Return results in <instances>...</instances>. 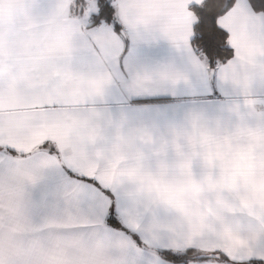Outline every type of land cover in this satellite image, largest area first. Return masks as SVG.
Returning <instances> with one entry per match:
<instances>
[{
	"label": "crops",
	"instance_id": "0c3cea01",
	"mask_svg": "<svg viewBox=\"0 0 264 264\" xmlns=\"http://www.w3.org/2000/svg\"><path fill=\"white\" fill-rule=\"evenodd\" d=\"M202 1L112 4L116 19L127 24V7L151 3L155 6L137 18V28L151 33L172 26L192 35L197 20L192 6ZM97 10L96 0H0V113L9 117L0 124V142L13 143L22 153L44 140L54 143L60 158L53 154L50 170L67 162L111 186L118 192L120 214L149 238L141 247L163 264L172 260L158 250H218L229 258L221 264L264 261V13L249 0H236L218 18L239 61L238 70L228 75L224 103L194 110L191 101L207 98L184 94L192 91L184 83L190 73L178 72L180 83L169 85L168 95L141 101L163 105L177 92L184 106L164 114L156 108L126 111L119 95H104L70 60L73 52L84 55L81 38L89 26L96 27L87 20ZM242 19L244 39L238 27ZM90 85L100 97L96 103ZM40 98L48 100L46 108L56 109L53 116L35 123L11 119L34 111ZM4 167L0 161V251L15 248L29 264H122L130 241L101 235L100 226L87 219L13 231L15 218L26 216L22 181L30 172L18 169L5 177Z\"/></svg>",
	"mask_w": 264,
	"mask_h": 264
},
{
	"label": "snow or ice",
	"instance_id": "6c2138e0",
	"mask_svg": "<svg viewBox=\"0 0 264 264\" xmlns=\"http://www.w3.org/2000/svg\"><path fill=\"white\" fill-rule=\"evenodd\" d=\"M232 4L233 0H225V9L221 11H225ZM252 4L264 9V0H252ZM154 6L151 3H143L127 7V24L111 18V7L108 8L106 16L102 12L93 13L92 24L96 27L89 26V30L81 38L84 55L81 57L73 52L70 60L81 65V70L100 85L104 95L109 92L119 95L126 111L156 108L166 114L168 111L182 108L185 102L176 99L178 93L175 91L170 93L173 100L163 105L142 104L141 101L168 95V86L175 87L180 83L176 74L185 71L190 74L184 83L192 91L184 94L207 98L199 102L191 101L194 110L202 106L222 105V97L227 95L228 75L239 68L237 47L230 46L232 56L228 61L218 60L222 51L218 42L220 29L215 26V16L212 17L214 30L204 31L199 36L185 35L172 26L164 31L157 29L151 33L137 28V18L149 15ZM102 17L105 25L101 24ZM110 19L111 23L108 25ZM238 27L240 38H246V24L243 19L239 21ZM193 43L199 45L200 51L207 58L206 63L192 47ZM261 84L264 86V79ZM88 93L92 103L100 99L91 85ZM48 103L47 99L40 98L34 111L27 115L14 114L11 119L35 123L51 117L56 109L51 105L46 108L45 104ZM8 119L4 113H0V124ZM54 153L59 159V148L49 140L42 141L27 153H22L19 147L6 140L0 142V161L5 165L2 169L5 177L18 169L30 172L22 181L26 190V216H17L11 225L12 230L26 232L38 225L66 224L87 219L100 226L101 235L115 238L119 234L130 241L122 264H163L158 256L141 247L149 244V238L120 214L118 192L102 183L96 175H90L67 162L52 172L50 160ZM3 224L4 218L0 216V226ZM160 255H172L171 264H185L183 259L177 258L167 250L161 251ZM222 259L229 258L215 250V264H221ZM0 264L29 262L20 259L15 248H8L0 251ZM198 264H213V257L202 256ZM229 264L237 262L229 261ZM250 264H264V261H251Z\"/></svg>",
	"mask_w": 264,
	"mask_h": 264
},
{
	"label": "trees",
	"instance_id": "16d2710c",
	"mask_svg": "<svg viewBox=\"0 0 264 264\" xmlns=\"http://www.w3.org/2000/svg\"><path fill=\"white\" fill-rule=\"evenodd\" d=\"M96 1L98 6L97 12H102L103 15L106 16L108 14V8L111 7L113 9L111 18L116 19V12L112 4V0H96ZM235 2L236 0H233V4L230 7H228L225 11H221L222 9H225V0H204L201 3L192 6V9L197 18L193 27V34L197 36H199L204 31L214 30L212 17L215 16V22H214L215 26L220 29V33L218 34V42L220 44L222 51V55L218 58L220 62H224L230 59V57L232 56V52L227 43V32L219 26L218 18L224 13H226L234 5ZM249 2L254 10L264 13V9H260L259 7L253 6L252 0H249ZM102 21H104L103 17L101 18V22ZM108 23H111V19L108 21ZM193 46L196 48V50L200 51L199 45L197 43H193ZM200 52L202 56L205 59H207L204 56V53L202 51ZM161 251L163 250H158L157 253L160 254ZM167 251L170 254H175L177 258L183 259L185 263L190 260H198L200 257H202L200 253L199 254L195 253V251L193 250H188L183 253H175L169 250ZM162 257L170 260L173 259L172 255L162 256Z\"/></svg>",
	"mask_w": 264,
	"mask_h": 264
},
{
	"label": "water",
	"instance_id": "95a60500",
	"mask_svg": "<svg viewBox=\"0 0 264 264\" xmlns=\"http://www.w3.org/2000/svg\"><path fill=\"white\" fill-rule=\"evenodd\" d=\"M201 256H210V257H215V253L201 254Z\"/></svg>",
	"mask_w": 264,
	"mask_h": 264
},
{
	"label": "built area",
	"instance_id": "2783aa9c",
	"mask_svg": "<svg viewBox=\"0 0 264 264\" xmlns=\"http://www.w3.org/2000/svg\"><path fill=\"white\" fill-rule=\"evenodd\" d=\"M91 18H92V16H90V17L88 18V20H87L89 24H92V19H91Z\"/></svg>",
	"mask_w": 264,
	"mask_h": 264
}]
</instances>
